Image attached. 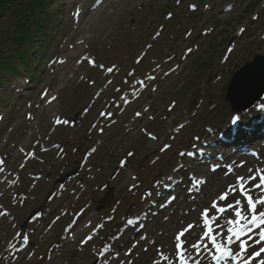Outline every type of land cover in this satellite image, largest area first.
<instances>
[{
  "label": "rangeland",
  "instance_id": "rangeland-1",
  "mask_svg": "<svg viewBox=\"0 0 264 264\" xmlns=\"http://www.w3.org/2000/svg\"><path fill=\"white\" fill-rule=\"evenodd\" d=\"M30 1L18 0L23 19L12 11L0 19V62L11 68H0V164L8 171L4 181L0 174V264H166L175 256L174 234L188 224L194 230L186 231L184 247L191 249L188 262L196 261L192 245L204 230V207L214 201L226 209L231 200L215 198L224 185L243 178L245 191L256 189L264 168V143L250 141L248 152L257 158L206 149L230 124L233 111L224 100L230 76L255 54L264 55V0H106L96 8V0H43L35 16L26 14ZM80 10L85 19L63 43ZM27 16L33 22L21 27L26 43L18 44L15 26ZM66 43L77 45L62 53ZM58 58L66 65H52ZM42 94L56 97L49 111L37 108ZM258 102L243 118L259 119L264 97ZM193 145L207 158L188 157ZM76 166V178L55 184ZM191 178L204 181V188L195 195L188 189L184 198ZM166 185L168 192L161 191ZM180 215H187L183 222ZM219 216L210 208L209 218ZM136 217L145 221L129 226ZM231 217L220 216L222 232ZM261 244L247 242L245 258ZM108 249L114 260L103 255Z\"/></svg>",
  "mask_w": 264,
  "mask_h": 264
},
{
  "label": "bare ground",
  "instance_id": "bare-ground-1",
  "mask_svg": "<svg viewBox=\"0 0 264 264\" xmlns=\"http://www.w3.org/2000/svg\"><path fill=\"white\" fill-rule=\"evenodd\" d=\"M105 1L106 0H102L100 3L101 4H104L105 3ZM103 2V3H102ZM75 3H76V1H75ZM74 3V4H75ZM73 17H75V19H76V21H75V24L74 25H72V27H74V28H72V31H70L69 32V34H67V35H65V38H64V42L63 43H65V42H67V41H70L69 39H72V35L71 34H73V33H76L77 32V25L80 23V20H83V19H85V13H82L81 12V10L80 11H78L77 13H76V15L75 14H73ZM89 18H88V21L90 22L91 21V19H92V14H89V16H88ZM86 25H87V23H86ZM88 39H89V37H88ZM85 40L84 39H82L79 43L80 44H82L83 42H84ZM77 45V44H76ZM76 45L75 44H73V45H68V43H66V44H63V46H62V48H61V52L62 53H67L69 50H72L73 48H75L76 47ZM65 60H68V57L67 58H65ZM65 60L64 59H62V58H58V59H56L55 61H54V65H66V62H65ZM61 62H63V63H61ZM63 68H64V66H63ZM58 69H59V67H58ZM64 74H65V72H63V76H64ZM53 99H51V98H49V97H47L46 96V94H42L41 96H40V98H39V103H38V105H37V108L38 109H43V108H48V111L49 110H51V108H52V104H51V101H52ZM51 104V105H50ZM52 117V116H51ZM100 117H103V121H102V123L103 122H105L106 120H107V118L106 117H104L103 115H101ZM53 118V117H52ZM54 119V118H53ZM55 120V119H54ZM244 121H243V123H245V122H247L246 120H245V118L243 119ZM104 124V123H103ZM257 124V123H256ZM254 126L256 127V125H253V124H250V133H256L257 132V129H255L254 128ZM257 126H260L261 127V125L259 124V125H257ZM236 130L234 129V127H232L231 125L230 126H227L226 127V129H225V132L226 133H228V134H230L231 136L229 137V141L232 143L233 142V138H234V132H235ZM233 134V135H232ZM193 151L190 153L189 152V156L188 157H192L193 159L195 158V157H197L199 154H197V153H199V152H201V149L199 148V147H197V146H195L193 149H192ZM234 159V156L233 155H231L230 156V158L228 157V159ZM217 170V169H216ZM216 170H214V171H216ZM0 174L2 175V179H4L5 177H4V175L6 174V173H4V169L0 166ZM252 174V176H254L256 173L254 172V173H251ZM257 176H260V175H264V168L263 169H260L258 172H257V174H256ZM244 181V180H243ZM204 183L205 182H200V186L199 187H195V188H193V186H192V183H191V180L189 179L187 182H186V184L184 185V187H183V195H185V196H183L184 198H186L187 197V195L188 194H193V195H195L196 193H198V192H200L201 191V189H203L204 188ZM170 186V185H169ZM178 185H177V182H174L173 183V185L171 186V188L169 189V194H171V192H173L174 191V189L177 187ZM246 186V184H245V181H244V187ZM165 188H167V187H165ZM188 189H190L191 190V193L190 192H187V190ZM223 190H225V191H227L228 192V199L226 200V201H230V200H233L232 201V204H231V207H229V205H228V207H227V213H228V215L229 214H231V215H234V217H236V215H235V213H236V211H240L241 212V216L242 217H244V219H240L239 220V223H237V224H230L231 225V227H233V228H241V227H244L245 226V224H246V221L247 220H250L251 219V214L252 213H250V212H248L247 211V204L242 200V198L239 196V195H243V194H241V188H240V186H239V184H237V183H227V184H225L224 185V187L222 188ZM244 189L245 188H243V191H244ZM219 192H221V190L219 191ZM218 192V193H219ZM188 193V194H187ZM257 193H259L258 191H257ZM237 194H239V195H237ZM168 195V194H167ZM179 196H181L180 195V193L177 195V196H174V197H172L169 201H168V204L167 205H173L175 202H176V199L179 197ZM261 196H264V194L263 195H260V197ZM235 197V198H234ZM253 197V199L255 200V199H257L256 197H254V196H252ZM194 197H192L191 198V200L193 199ZM215 198L217 199V200H219V198H218V195H215ZM234 198V199H233ZM216 199H214V200H216ZM190 200V199H189ZM236 200H239L240 201V204L239 205H237L236 204ZM186 201V200H185ZM194 201V200H193ZM193 201H190V202H193ZM205 202H202L201 203V205L200 206H202L203 204H204ZM207 205H210V203H207ZM259 206H261V205H257V207H259ZM175 209H178L177 208V206H176V208ZM197 207L195 208V211H197ZM179 210V209H178ZM209 211H210V207H209ZM160 214H161V216H163V217H166V219H168V216L167 215H165L164 213H162V212H159ZM178 213L179 214H183L182 213V211L181 210H179L178 211ZM189 213V212H188ZM188 213H187V215H188ZM175 214H176V212H175ZM186 215V216H187ZM185 216V217H186ZM184 217V218H185ZM173 218H175V217H173ZM183 215H180V221H182L183 222ZM220 218H213V219H211V220H213V222H214V226H215V231L217 232L216 233V235H215V240H216V243H219V244H221V245H225L226 246V242L224 241V239H222V236H221V232H220V228H219V226H218V220H219ZM229 220H232L231 218H229ZM228 220V221H229ZM237 219H234V220H232V221H236ZM181 222V223H182ZM197 226L195 227V231L198 229V227H199V225L198 224H196ZM256 231H259L258 229H255V228H252V230L251 231H248L245 235H248L249 233V236H247L246 238V241H251V240H256V241H258V237H257V233H256ZM253 232V233H252ZM227 236H229V235H227ZM168 239V241H169V238H167ZM235 238L233 237V240H234ZM170 242V241H169ZM168 242V243H169ZM198 246H199V255H200V257L198 258V260L200 261V263L201 264H209L208 262H209V257L211 256L210 255V253H212L213 254V252L215 253V249H214V247L213 246H211V247H209L208 249H206V250H203L201 247H200V245H199V242L198 243H196ZM191 250V249H190ZM190 250H187V249H185V252H184V258L186 259L187 257H189V255L187 254V252H190ZM195 251H196V253H197V250L195 249ZM110 259V253H108V255H107V258H106V260H109ZM167 262H166V264H169V261H171V264H179V259L176 257V256H174V258L172 259V258H169L168 260H166ZM231 261V260H230ZM228 264V263H227Z\"/></svg>",
  "mask_w": 264,
  "mask_h": 264
},
{
  "label": "snow or ice",
  "instance_id": "snow-or-ice-1",
  "mask_svg": "<svg viewBox=\"0 0 264 264\" xmlns=\"http://www.w3.org/2000/svg\"><path fill=\"white\" fill-rule=\"evenodd\" d=\"M241 31H244L241 29ZM191 51V49H189ZM63 63V62H61ZM89 63H94L92 61H89ZM109 72L112 71L111 68L108 69ZM55 97H53V100ZM264 110V109H262ZM101 115H104V113H101ZM139 115V113H137ZM57 123L59 124L60 121L58 120ZM64 124H67L68 121L65 120L63 122ZM233 123H235V119L233 120ZM155 139V137H153ZM129 156L132 155V153L128 154ZM253 180H255V177H252ZM235 183L239 184L241 188V194H244L247 199V211L252 213L251 219L246 221V224L244 227L241 228H233L230 227L228 229L229 232V237H228V243L231 244L233 242V237L235 240H240L241 236L246 234L248 231H251L252 228L258 229L259 230V242H264V211H259L257 214V205H264V196H261L257 199H253L251 195H246L243 193V188H244V181L243 178L236 180ZM257 188H260L264 190V175L259 176V183L255 185ZM218 198L220 201H226L228 199V192L221 189V192L217 193ZM236 204L239 205L240 201L236 200ZM209 207L216 212H224V208H218L216 202H211L210 205H207L204 207L202 213H201V219H203L204 225L207 228L210 221L208 220V215H209ZM229 207H231V204H229ZM0 215H3V213H0ZM237 220L232 221L229 220V224H237L239 223L240 219H244V217L241 216V212L238 210L235 213ZM189 229L194 230V226L191 224H188L184 230L179 231L175 236H174V251L176 256L179 259V264H187V260L184 258V252L182 251V244H181V238L185 236V232L188 231ZM205 235H209L208 232H205ZM212 242H213V247L215 248V253L211 255V259L214 261V264H227V261L230 259L232 264H251L252 261L256 260V258L261 257L264 255V247H260L258 251L253 250L251 252H247V257L244 258L242 254L246 252V245L244 242H241L239 244L238 250H233L225 245H221L219 243L215 242V237H211ZM25 241H27V238L25 237ZM192 247L197 250V254H199V246L197 244H193ZM190 259V257H189ZM155 264H158V261L155 262ZM169 264H171V261H169ZM196 264H200V261L197 260ZM259 264H264V259H260Z\"/></svg>",
  "mask_w": 264,
  "mask_h": 264
},
{
  "label": "water",
  "instance_id": "water-1",
  "mask_svg": "<svg viewBox=\"0 0 264 264\" xmlns=\"http://www.w3.org/2000/svg\"><path fill=\"white\" fill-rule=\"evenodd\" d=\"M263 93L264 56L256 55L232 75L225 100L234 111H243L253 106Z\"/></svg>",
  "mask_w": 264,
  "mask_h": 264
},
{
  "label": "trees",
  "instance_id": "trees-1",
  "mask_svg": "<svg viewBox=\"0 0 264 264\" xmlns=\"http://www.w3.org/2000/svg\"><path fill=\"white\" fill-rule=\"evenodd\" d=\"M31 4L33 5V8H36L38 5V0H31ZM21 7V4H18V0H0V19L10 10H12V13L15 15H20L19 8ZM15 8V9H14ZM21 27V24H17L15 28L19 29ZM21 40L22 37H19ZM17 39V40H19ZM23 40V39H22ZM2 64H0V67Z\"/></svg>",
  "mask_w": 264,
  "mask_h": 264
}]
</instances>
